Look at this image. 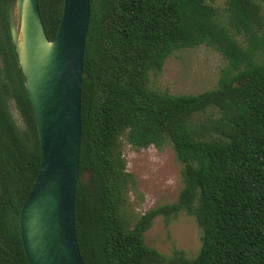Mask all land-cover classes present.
Listing matches in <instances>:
<instances>
[{
    "label": "trees",
    "instance_id": "trees-1",
    "mask_svg": "<svg viewBox=\"0 0 264 264\" xmlns=\"http://www.w3.org/2000/svg\"><path fill=\"white\" fill-rule=\"evenodd\" d=\"M0 0V264H30L20 213L39 173L32 101ZM82 80V140L75 197L84 264H264V13L256 0H90ZM64 0H39L54 38ZM205 44L227 60L217 86L198 93L155 89L175 50ZM14 104L21 118L13 115ZM171 144L182 163L175 202L131 225L123 211L130 173L123 143ZM185 211L202 231L194 257L146 243L156 216Z\"/></svg>",
    "mask_w": 264,
    "mask_h": 264
},
{
    "label": "water",
    "instance_id": "water-1",
    "mask_svg": "<svg viewBox=\"0 0 264 264\" xmlns=\"http://www.w3.org/2000/svg\"><path fill=\"white\" fill-rule=\"evenodd\" d=\"M90 0H64L54 38L46 33L39 0H10L9 26L32 101L41 160L20 213L30 264H84L75 227L82 138V80Z\"/></svg>",
    "mask_w": 264,
    "mask_h": 264
},
{
    "label": "rangeland",
    "instance_id": "rangeland-1",
    "mask_svg": "<svg viewBox=\"0 0 264 264\" xmlns=\"http://www.w3.org/2000/svg\"><path fill=\"white\" fill-rule=\"evenodd\" d=\"M219 10L225 0H207ZM264 13V0H256ZM227 64L223 55L213 47L200 44L175 50L169 55L160 71H151L153 88L175 94L198 93L217 86L220 71ZM12 112L18 123L21 118L15 105ZM126 171L130 173L126 203L123 211L131 225L153 208L175 202L183 186L182 163L176 158L171 144L161 148L150 145L137 149L123 143ZM202 231L195 217L179 211L168 217L158 215L145 233L146 243L167 256L176 250L194 257L202 243Z\"/></svg>",
    "mask_w": 264,
    "mask_h": 264
}]
</instances>
